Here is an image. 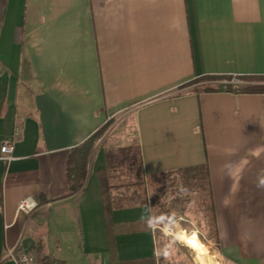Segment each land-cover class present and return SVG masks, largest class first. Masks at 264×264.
Listing matches in <instances>:
<instances>
[{"label": "crops", "instance_id": "0c3cea01", "mask_svg": "<svg viewBox=\"0 0 264 264\" xmlns=\"http://www.w3.org/2000/svg\"><path fill=\"white\" fill-rule=\"evenodd\" d=\"M207 76H264V0H0V264L43 255L30 225L43 208L71 218L85 264H160L169 221L150 206L114 210L109 243L100 175L119 141L155 179L207 165L221 255L264 264V94L184 88ZM105 125L71 194L67 159ZM27 198L38 207L24 214Z\"/></svg>", "mask_w": 264, "mask_h": 264}, {"label": "trees", "instance_id": "16d2710c", "mask_svg": "<svg viewBox=\"0 0 264 264\" xmlns=\"http://www.w3.org/2000/svg\"><path fill=\"white\" fill-rule=\"evenodd\" d=\"M233 76H207L184 85V88L193 87V91L200 92H240L243 94H264V76L238 77V84L233 83ZM212 85H205V84ZM204 84L205 87H200ZM226 86V88H225ZM110 125V124H109ZM105 125L98 129L83 144L74 148L66 163V179L71 194L81 193L88 176L89 160L93 150L109 128ZM107 167L101 172V186L104 197L105 212L108 226L112 224L114 210L126 209L134 206H150L156 220L163 221L168 216L167 203L162 200L167 189L162 183H157L152 176L144 173L140 148L137 145L117 147L106 152ZM193 176L175 192L194 194L198 204L203 208L210 239L218 245V228L214 208L213 192L210 187L209 167H198ZM109 180V181H108ZM107 185L114 192H125L119 200L115 196H106ZM161 187V188H159ZM187 187V188H186ZM163 225V224H162ZM165 225V224H164ZM163 227V226H162ZM113 243V236L110 237ZM37 259L40 263L54 264L58 262L39 252Z\"/></svg>", "mask_w": 264, "mask_h": 264}, {"label": "rangeland", "instance_id": "374dc122", "mask_svg": "<svg viewBox=\"0 0 264 264\" xmlns=\"http://www.w3.org/2000/svg\"><path fill=\"white\" fill-rule=\"evenodd\" d=\"M119 129L120 128L115 129L114 133L109 131L108 136L111 137V139H114V137L122 138L119 135ZM126 137V135H123L126 143L130 142L129 138ZM110 143L112 144L111 141ZM107 146L111 147L109 144ZM112 147V149H117L116 147L122 148L128 146L124 143H120L119 141L118 145ZM194 173L195 170L191 169L179 175L180 177L174 176L172 178L170 175L169 177L164 176L156 179L157 183H162V185H164V187H166L167 189L165 195L162 197V200L167 203L169 214L165 217V219H167L169 223L167 224L168 227L166 224H163V227L161 225L160 226L167 233H170L168 236L169 239L167 238L168 241L163 242V240H160L161 245H159L160 248L158 254L160 264H200L197 252L191 249L186 244H182L176 238L175 234L180 232L186 233L187 235L191 236L196 235L199 238L200 242L207 247L206 255H201L199 257L200 259H202V261L205 262V264H228L221 255L217 247L218 245H216V243L210 239V234L206 225L203 208L198 204L197 199H195L196 196L191 193L185 194L184 192H175L176 189L184 185L188 186L187 181L193 176ZM109 189L110 186L107 185V192L105 193V195H108V197L116 195L115 198H118L120 200L122 198L121 196L125 195L124 191L114 192ZM51 213L52 212L50 209L43 208L37 212V214L30 222L31 226L36 224V226H38V230H40V232L44 235L46 248L42 253L43 256L44 254L55 258H63L62 256H68L71 258L70 264H85L77 259L78 255H75L73 251L72 243L74 242V239L70 236V232L68 229V224L72 222L71 218H68L66 215H64L63 217H55ZM172 222H179L180 225L177 228L175 224H172ZM109 228V237H114V235L116 234L115 230L113 229L114 226L109 225ZM57 237H61V247H59L60 245L58 244ZM109 243L112 246V240H109ZM113 243L114 245L112 246V248L115 247V239L113 240ZM140 262L130 264H140Z\"/></svg>", "mask_w": 264, "mask_h": 264}, {"label": "built area", "instance_id": "2783aa9c", "mask_svg": "<svg viewBox=\"0 0 264 264\" xmlns=\"http://www.w3.org/2000/svg\"><path fill=\"white\" fill-rule=\"evenodd\" d=\"M234 84H238V80L234 79L233 80ZM226 88V86H225ZM14 151H15V146L13 144H7V145H3L2 149H1V153H2V159L8 162H11L14 160ZM38 207V204L31 198H27L24 199L20 205L18 210L24 214H29L32 211H34L36 208ZM10 255L15 259V261L17 262V264H42L38 261V259L33 256V255H22L19 257H14L13 256V252H10ZM54 264H62V263H54Z\"/></svg>", "mask_w": 264, "mask_h": 264}, {"label": "bare ground", "instance_id": "6f19581e", "mask_svg": "<svg viewBox=\"0 0 264 264\" xmlns=\"http://www.w3.org/2000/svg\"><path fill=\"white\" fill-rule=\"evenodd\" d=\"M175 236L179 242H181L182 244H186L191 249L196 251L199 257L201 255H206L207 247L200 242L199 238L196 235L191 236L187 235L186 233L180 232L175 234ZM199 257L198 259L200 264H205V262L202 261V259H200Z\"/></svg>", "mask_w": 264, "mask_h": 264}, {"label": "water", "instance_id": "95a60500", "mask_svg": "<svg viewBox=\"0 0 264 264\" xmlns=\"http://www.w3.org/2000/svg\"><path fill=\"white\" fill-rule=\"evenodd\" d=\"M29 244H31V245H29ZM33 244L34 243L31 239H26L22 243V248L26 249V252H28L29 250L32 249Z\"/></svg>", "mask_w": 264, "mask_h": 264}]
</instances>
